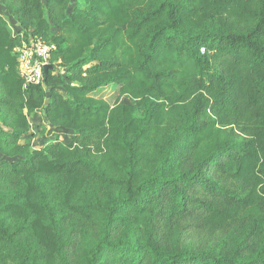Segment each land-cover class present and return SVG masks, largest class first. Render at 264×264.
Masks as SVG:
<instances>
[{
    "label": "trees",
    "instance_id": "trees-1",
    "mask_svg": "<svg viewBox=\"0 0 264 264\" xmlns=\"http://www.w3.org/2000/svg\"><path fill=\"white\" fill-rule=\"evenodd\" d=\"M72 1L0 0V264H264V0Z\"/></svg>",
    "mask_w": 264,
    "mask_h": 264
},
{
    "label": "rangeland",
    "instance_id": "rangeland-1",
    "mask_svg": "<svg viewBox=\"0 0 264 264\" xmlns=\"http://www.w3.org/2000/svg\"><path fill=\"white\" fill-rule=\"evenodd\" d=\"M76 0H73L72 7L75 4ZM0 14L6 15V12L3 8V6L0 3ZM216 25V24H215ZM9 26L13 33H16V30L14 29L11 21H9ZM58 72L62 74H66V72L60 67L57 66ZM93 97L97 99H102L106 101L111 106L116 105L119 103V101H125L129 104V101L124 97H121L119 87L116 85H110L108 87L102 88L98 90L96 93L92 95ZM142 112H137V115L140 116ZM38 115H34L30 118V128L31 131L29 135L26 137V140L31 143L32 149H39L44 144L55 141L56 138H59L60 141L65 142L67 144L71 143L73 134L69 131H63L62 133H59L58 131H55L49 127L46 126V124L43 122V120L40 118H37ZM229 131V129H228ZM228 133H223L221 137H226ZM189 150L187 151V154H189ZM225 237L222 235H216L214 238H210L209 235L206 234H199L196 236L191 237L187 241V245L189 247H203L207 250H215L219 248L222 244L226 243Z\"/></svg>",
    "mask_w": 264,
    "mask_h": 264
},
{
    "label": "built area",
    "instance_id": "built-area-1",
    "mask_svg": "<svg viewBox=\"0 0 264 264\" xmlns=\"http://www.w3.org/2000/svg\"><path fill=\"white\" fill-rule=\"evenodd\" d=\"M56 50L54 45H49L40 39H31L24 42L15 49L18 58V70L28 86H44L45 67L51 64L53 52ZM205 51L204 48L201 49Z\"/></svg>",
    "mask_w": 264,
    "mask_h": 264
},
{
    "label": "crops",
    "instance_id": "crops-1",
    "mask_svg": "<svg viewBox=\"0 0 264 264\" xmlns=\"http://www.w3.org/2000/svg\"><path fill=\"white\" fill-rule=\"evenodd\" d=\"M10 21H11V23H12V25H13V27H14V29L16 30V32L20 29V27H19V25L12 19V18H10ZM41 116L40 115H38L37 116V118H40ZM42 119V118H41ZM43 120V119H42ZM44 122V121H43ZM59 133H62V132H59Z\"/></svg>",
    "mask_w": 264,
    "mask_h": 264
},
{
    "label": "water",
    "instance_id": "water-1",
    "mask_svg": "<svg viewBox=\"0 0 264 264\" xmlns=\"http://www.w3.org/2000/svg\"><path fill=\"white\" fill-rule=\"evenodd\" d=\"M52 68L51 65H48L45 67V76L47 77L48 76V73H49V70Z\"/></svg>",
    "mask_w": 264,
    "mask_h": 264
}]
</instances>
